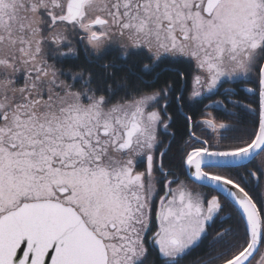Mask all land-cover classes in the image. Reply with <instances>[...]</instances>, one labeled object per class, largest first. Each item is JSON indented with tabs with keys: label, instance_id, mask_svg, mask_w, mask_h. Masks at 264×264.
<instances>
[{
	"label": "snow or ice",
	"instance_id": "6c2138e0",
	"mask_svg": "<svg viewBox=\"0 0 264 264\" xmlns=\"http://www.w3.org/2000/svg\"><path fill=\"white\" fill-rule=\"evenodd\" d=\"M0 264H264V0H0Z\"/></svg>",
	"mask_w": 264,
	"mask_h": 264
},
{
	"label": "trees",
	"instance_id": "16d2710c",
	"mask_svg": "<svg viewBox=\"0 0 264 264\" xmlns=\"http://www.w3.org/2000/svg\"><path fill=\"white\" fill-rule=\"evenodd\" d=\"M185 98L187 100V93L185 94ZM220 97H216L213 96L211 97V100H215L218 99ZM211 100H203L201 103H190L189 106H187L184 111L188 114L192 116V119L194 121H198V118L200 116H202V114L206 111L205 105L211 103ZM170 113L173 115L176 123L173 125L174 128L177 129L178 133H182L184 131V121L183 119L177 115V108L175 103H173L172 105H170L169 108ZM214 115L219 118L222 115V112L220 110L214 109L213 110ZM197 134H200V129L197 128L196 129ZM207 191V189H204ZM228 210L225 209V212H227ZM213 228H215V225L213 226ZM210 232H212V229H209Z\"/></svg>",
	"mask_w": 264,
	"mask_h": 264
},
{
	"label": "rangeland",
	"instance_id": "374dc122",
	"mask_svg": "<svg viewBox=\"0 0 264 264\" xmlns=\"http://www.w3.org/2000/svg\"><path fill=\"white\" fill-rule=\"evenodd\" d=\"M209 104H210V103H209ZM213 110H214L213 108L209 107V108L206 109V111H205L204 113H206V112H211V113L214 115ZM204 113H203V114H204ZM214 116H215V115H214ZM208 131H210V130H208Z\"/></svg>",
	"mask_w": 264,
	"mask_h": 264
},
{
	"label": "flooded vegetation",
	"instance_id": "af4514ba",
	"mask_svg": "<svg viewBox=\"0 0 264 264\" xmlns=\"http://www.w3.org/2000/svg\"><path fill=\"white\" fill-rule=\"evenodd\" d=\"M202 118H203V115L198 118V121L202 120ZM204 191H206V190H204ZM215 227H217V226L215 225Z\"/></svg>",
	"mask_w": 264,
	"mask_h": 264
}]
</instances>
